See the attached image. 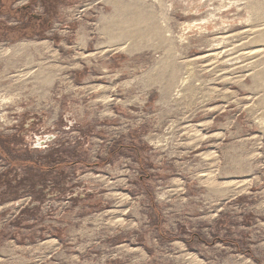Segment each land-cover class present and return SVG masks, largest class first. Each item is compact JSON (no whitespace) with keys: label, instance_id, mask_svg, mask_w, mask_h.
<instances>
[{"label":"rangeland","instance_id":"1","mask_svg":"<svg viewBox=\"0 0 264 264\" xmlns=\"http://www.w3.org/2000/svg\"><path fill=\"white\" fill-rule=\"evenodd\" d=\"M21 6L48 25L0 33V264H264V0Z\"/></svg>","mask_w":264,"mask_h":264},{"label":"flooded vegetation","instance_id":"2","mask_svg":"<svg viewBox=\"0 0 264 264\" xmlns=\"http://www.w3.org/2000/svg\"><path fill=\"white\" fill-rule=\"evenodd\" d=\"M16 1V0H14ZM15 17L16 19L20 20V23L22 21H24L25 23L20 25V26H14V27H11L9 25H4L2 23H0V33L2 31H17L19 33H21L22 31H24V28L28 27L29 23L31 21H33L35 23V25H33L34 29H38L39 30V33L41 31V33L43 32L42 30L44 28H47V23L45 21V15H37V14H34L31 12V9H30V6H21L19 9H16L15 11ZM3 38L5 37H0V40H2ZM45 140V139H44ZM44 140H40V141H36L35 140V146L36 147H42V143L44 142Z\"/></svg>","mask_w":264,"mask_h":264},{"label":"bare ground","instance_id":"3","mask_svg":"<svg viewBox=\"0 0 264 264\" xmlns=\"http://www.w3.org/2000/svg\"><path fill=\"white\" fill-rule=\"evenodd\" d=\"M130 21H131V20H130ZM130 21H129V22H130ZM133 22H135V20H134ZM130 23H131V22H130ZM130 23H128V24L130 25ZM131 25H132V24H131ZM106 32H107V31H106ZM111 32H112V31H111ZM107 33H109V32H107ZM111 34H112V33H111ZM113 34H114V33H113ZM140 34H141V33H140ZM110 36H111V35H110ZM142 40H143V39H142ZM23 45H26V44H23ZM23 45H20L19 47L17 46V48H19V49H23V47H21V46H23ZM33 45H34V44H33ZM132 45H133V44H132ZM44 46H45V45H43V47H44ZM24 47H26V46H24ZM30 47H31V46H30ZM39 47H40V46H39ZM39 47H37V49H38ZM17 48H16V49H17ZM26 48H27V47H26ZM40 48H41V47H40ZM45 48H46V47H45ZM135 48H136V47H135ZM24 49H25V48H24ZM29 49H30V48L28 47L27 50H29ZM32 49H33V47H32ZM34 49H35V48H34ZM12 50H15V49H12ZM12 50H11V52H13ZM17 50H18V49H17ZM38 50H39V49H38ZM128 50H129V49H128ZM9 51H10V50H8V51H2V52H3V54L5 55V54L8 53ZM45 51H46V49H45ZM2 52H1V53H2ZM14 52H15V56H17L16 54H17L19 51H18V52H17V51H14ZM20 52H21V51H20ZM35 52H36V51H35ZM9 53H10V52H9ZM36 53H37V52H36ZM13 54H14V53H12V55H13ZM18 54H19V53H18ZM38 54L40 55V52H39ZM13 56H14V55H13ZM7 57H8V56H7ZM0 58H1V57H0ZM2 58H3V57H2ZM13 58H14V57H13ZM39 74H40V73H39ZM152 75H153V74H152ZM152 75H151V76H152ZM45 81H47V80H45ZM48 81H49V80H48Z\"/></svg>","mask_w":264,"mask_h":264},{"label":"water","instance_id":"4","mask_svg":"<svg viewBox=\"0 0 264 264\" xmlns=\"http://www.w3.org/2000/svg\"><path fill=\"white\" fill-rule=\"evenodd\" d=\"M51 139H52V137L45 138L44 142L42 143V146H44V143L50 141Z\"/></svg>","mask_w":264,"mask_h":264},{"label":"trees","instance_id":"5","mask_svg":"<svg viewBox=\"0 0 264 264\" xmlns=\"http://www.w3.org/2000/svg\"><path fill=\"white\" fill-rule=\"evenodd\" d=\"M41 3L43 4V0H41Z\"/></svg>","mask_w":264,"mask_h":264}]
</instances>
